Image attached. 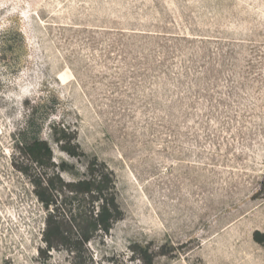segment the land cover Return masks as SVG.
I'll return each mask as SVG.
<instances>
[{"label": "rangeland", "instance_id": "rangeland-1", "mask_svg": "<svg viewBox=\"0 0 264 264\" xmlns=\"http://www.w3.org/2000/svg\"><path fill=\"white\" fill-rule=\"evenodd\" d=\"M34 139L66 182L113 172L108 235L46 250ZM256 233L264 0H0V264H264Z\"/></svg>", "mask_w": 264, "mask_h": 264}, {"label": "trees", "instance_id": "trees-1", "mask_svg": "<svg viewBox=\"0 0 264 264\" xmlns=\"http://www.w3.org/2000/svg\"><path fill=\"white\" fill-rule=\"evenodd\" d=\"M58 141L69 155L80 156L71 142ZM19 150L29 162L22 171L30 177L35 196L47 212L43 234L47 251H80L97 234L108 235L122 219L115 176L105 163L95 158L89 162L85 178L66 182L59 172L64 166L53 163V150L47 142L24 140ZM263 237L255 234L259 243Z\"/></svg>", "mask_w": 264, "mask_h": 264}]
</instances>
